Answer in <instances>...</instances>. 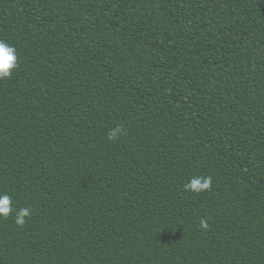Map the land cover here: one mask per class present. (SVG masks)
I'll use <instances>...</instances> for the list:
<instances>
[{"label":"trees","instance_id":"trees-1","mask_svg":"<svg viewBox=\"0 0 264 264\" xmlns=\"http://www.w3.org/2000/svg\"><path fill=\"white\" fill-rule=\"evenodd\" d=\"M0 39V264H264V0H0Z\"/></svg>","mask_w":264,"mask_h":264},{"label":"clouds","instance_id":"clouds-1","mask_svg":"<svg viewBox=\"0 0 264 264\" xmlns=\"http://www.w3.org/2000/svg\"><path fill=\"white\" fill-rule=\"evenodd\" d=\"M18 67V53L12 44L0 39V81L11 77L13 71ZM125 135V129L122 124H117L109 129L106 138L109 141L118 140L120 136ZM212 185L211 176H196L182 185L185 192L201 193L209 190ZM32 208L26 206L17 208L14 204L13 196L9 192H0V219L13 218V222L18 227H23L32 216ZM199 228L209 229L207 219L201 218Z\"/></svg>","mask_w":264,"mask_h":264}]
</instances>
